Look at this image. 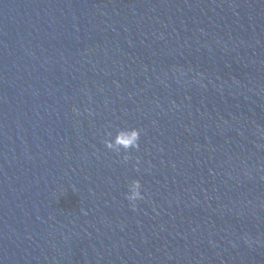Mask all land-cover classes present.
I'll return each instance as SVG.
<instances>
[{
	"label": "water",
	"instance_id": "95a60500",
	"mask_svg": "<svg viewBox=\"0 0 264 264\" xmlns=\"http://www.w3.org/2000/svg\"><path fill=\"white\" fill-rule=\"evenodd\" d=\"M0 264H264V0H0Z\"/></svg>",
	"mask_w": 264,
	"mask_h": 264
},
{
	"label": "clouds",
	"instance_id": "9594fccd",
	"mask_svg": "<svg viewBox=\"0 0 264 264\" xmlns=\"http://www.w3.org/2000/svg\"><path fill=\"white\" fill-rule=\"evenodd\" d=\"M141 130L138 128H124L116 131L114 137L109 133V139L105 140V146L108 150L115 152L117 155L124 154L125 161L131 159L130 153L140 150ZM126 199L135 209L138 201L144 199L142 185L139 180H133L128 186Z\"/></svg>",
	"mask_w": 264,
	"mask_h": 264
}]
</instances>
